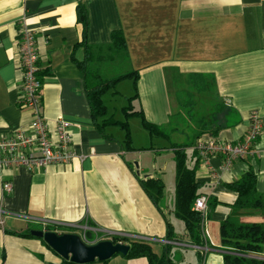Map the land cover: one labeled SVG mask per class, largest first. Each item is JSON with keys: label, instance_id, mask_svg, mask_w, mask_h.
<instances>
[{"label": "crops", "instance_id": "obj_1", "mask_svg": "<svg viewBox=\"0 0 264 264\" xmlns=\"http://www.w3.org/2000/svg\"><path fill=\"white\" fill-rule=\"evenodd\" d=\"M79 3L88 11L86 38L95 60L104 51L109 56L115 51L110 49L112 33L123 30L129 71L139 72L133 109L142 110L147 120L170 130L171 136H179L172 142L190 144L187 163L196 167L199 192L208 196L204 246L188 242L185 225L173 212L175 190L167 180L171 168L175 182L176 162L170 140L160 137L166 144L139 146L131 130L134 149L127 150L120 127L108 125L105 134L97 127L85 73L72 56L86 59L85 47H75L84 32L78 20ZM22 21L37 33L44 80L42 112L51 129L58 115L72 122L76 157L70 164L33 172L21 166L0 169V264H67L44 238L27 235L32 229L47 228L78 233L85 240L90 232L94 241L89 243L112 237L126 243L142 240L157 253L171 244L177 264H196L199 254L204 255V264H226L220 227L238 198L230 184L252 169L257 189L264 194V0H0V138L11 137L18 128L29 130L33 119L31 110L19 102ZM193 75L202 76V89L194 87ZM186 89H193L195 102L187 124L177 119L186 112L180 99ZM105 103L112 119L125 120L122 109L129 100L121 107L123 119ZM253 110L263 124L258 152L236 160L228 170L221 168V156L211 157L217 173L212 175L195 149L198 139L242 140ZM194 120L190 139L187 128ZM149 138L152 143L159 136L149 134ZM146 154L151 155V164L143 158ZM145 176L165 183L160 208L140 183L139 177ZM7 182L13 185L11 192L4 188ZM242 213L243 221L264 223L262 209ZM168 221L173 240L167 238ZM257 256L264 259V250ZM84 264H148V259L116 254L106 262Z\"/></svg>", "mask_w": 264, "mask_h": 264}, {"label": "trees", "instance_id": "obj_2", "mask_svg": "<svg viewBox=\"0 0 264 264\" xmlns=\"http://www.w3.org/2000/svg\"><path fill=\"white\" fill-rule=\"evenodd\" d=\"M78 20L83 24V40L77 43L75 47L83 45L86 49V59L78 61L74 55L73 60L84 71L86 78L87 96L90 102L92 115L97 127L105 134L108 125H115L124 131V147L127 150H133L132 146V131L130 127V117H139L142 125L148 130L152 137L159 136L170 140V145L174 152L176 162L175 176V196L173 212L176 217L181 219L189 235L191 244L204 246L207 242L205 230L206 214L203 211L194 208L195 200L201 195L199 188L201 183L197 179L196 167H190L187 163V147L190 144H180L171 141V134L162 126L150 122L145 117L142 110H134L132 101L139 95L138 93V70L127 71L119 75L104 78L98 71L94 70L90 64L95 60V50L93 46L87 43L86 33L88 28V11L86 7L79 3L77 7ZM110 49L121 51L128 56V44L123 30H116L112 33V41ZM130 78L133 81L134 93L129 97V104L123 107L125 120L112 119L108 115V106L104 101V95L112 92L117 93L116 86L124 79ZM203 78L199 75L191 76V82L194 87L202 89ZM182 106L186 112L192 116L194 107L193 89H186L180 93ZM140 183L154 202L160 208V202L165 196V183L162 179L145 176L139 177ZM230 187L238 192V198L233 206L230 215L221 223L220 234L221 242L226 250L224 257L226 264H264V259L257 255L264 250V223L263 222H246L242 220L243 210H264V194L257 189V175L250 169L240 179L230 184ZM168 236L169 240L174 238L173 225L168 221ZM46 230H53L47 228ZM2 226L0 225V232ZM27 235H32L31 230ZM93 234L86 233V240L94 241ZM114 243L126 241L120 237H112ZM97 242V241H96ZM130 249L125 255L128 258L147 257L148 264H177L172 256L171 244L165 245L162 253L154 251L149 242L142 240H128ZM108 260V259H107ZM107 260H103L106 262ZM67 264H79L71 260H66ZM204 264V255H198V263Z\"/></svg>", "mask_w": 264, "mask_h": 264}, {"label": "built area", "instance_id": "obj_3", "mask_svg": "<svg viewBox=\"0 0 264 264\" xmlns=\"http://www.w3.org/2000/svg\"><path fill=\"white\" fill-rule=\"evenodd\" d=\"M19 34L20 66L23 72L19 102L31 110L33 119L29 130L18 128L11 137L0 138V169L21 166L33 172L50 165L70 164L76 157L71 147L72 122L63 115H58L54 120V128L51 129L49 120L42 112L44 80L40 74L37 33L22 21ZM262 129V118L257 110H253L249 115L248 129L242 140L233 143L216 136L201 137L195 149L212 175L217 176L210 158L221 156V168L228 170L236 160L255 156ZM4 188L11 192L13 185L7 182ZM207 202L208 196L200 195L195 200L194 208L205 212ZM1 216L0 209V225L3 226Z\"/></svg>", "mask_w": 264, "mask_h": 264}, {"label": "rangeland", "instance_id": "obj_4", "mask_svg": "<svg viewBox=\"0 0 264 264\" xmlns=\"http://www.w3.org/2000/svg\"><path fill=\"white\" fill-rule=\"evenodd\" d=\"M107 51H104V54L102 55V58H99V60H94L93 63L90 64V67L96 71H98L104 78L107 77H113L116 75H119L121 73H125L131 69V65L127 59V57H124V53L121 51H113L107 55ZM117 93L119 91V94L117 93L112 96L110 93L105 95L104 100L110 105L112 109H115L114 111L117 114L118 118L123 119V114L121 113V107L123 105H126L128 103V96H130L133 93L132 90V79L127 78L118 83L116 86ZM188 113L185 112L184 114L178 116V120H183L188 122ZM129 122L131 124V130L133 131V137H134V144L139 145V146H150V145H160L162 143L166 144L165 139L162 138H154L152 143L150 142L149 134L148 132L142 127L140 118L139 117H130ZM195 120L191 123V126L187 128V131H189V138L191 139V134L194 132L192 125H194ZM168 130V129H167ZM170 131V130H168ZM177 136L176 134H172L171 136V141H177ZM185 139H188L185 137ZM151 155L146 154L144 159L148 160L150 164L152 163V159L150 158ZM136 162H138L136 160ZM139 164V162H138ZM173 170L175 169V163L173 164ZM170 170H172L170 168ZM168 171V186L171 188H174L175 190V182L173 181L171 177L172 171ZM174 176V174H173Z\"/></svg>", "mask_w": 264, "mask_h": 264}, {"label": "water", "instance_id": "obj_5", "mask_svg": "<svg viewBox=\"0 0 264 264\" xmlns=\"http://www.w3.org/2000/svg\"><path fill=\"white\" fill-rule=\"evenodd\" d=\"M135 164L136 167L139 166L138 162ZM31 233L44 238L66 260L79 264L107 260L116 254L126 255L130 249L129 243H114L111 239L89 243L80 234L74 232L59 233L53 230L32 229Z\"/></svg>", "mask_w": 264, "mask_h": 264}]
</instances>
